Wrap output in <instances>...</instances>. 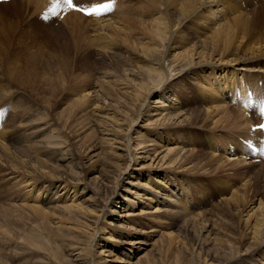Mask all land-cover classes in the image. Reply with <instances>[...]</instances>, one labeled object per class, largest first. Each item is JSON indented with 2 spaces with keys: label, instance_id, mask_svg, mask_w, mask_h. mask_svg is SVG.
I'll use <instances>...</instances> for the list:
<instances>
[{
  "label": "bare ground",
  "instance_id": "1",
  "mask_svg": "<svg viewBox=\"0 0 264 264\" xmlns=\"http://www.w3.org/2000/svg\"><path fill=\"white\" fill-rule=\"evenodd\" d=\"M83 1L90 2V0ZM59 2L60 0H10L0 3V73H4V76H0V107L12 102V98L16 96L18 97L17 100L21 102L22 95L19 96L18 89L23 88L24 85L26 87L25 79H31V83L37 87V92H44V89H47L51 96L55 95V98H59L57 97L59 93L67 95L69 99L71 98V118L75 117L76 114H82L86 116L88 122H94L93 118L88 119L90 115L101 108L102 104L106 113L100 114L101 120L94 123V125L98 124L102 127L97 131L101 135L99 138L111 140L107 138L110 135L108 132H110L115 140L122 141L127 156L125 158L129 159V162L132 159L133 164H135L139 158L145 159L153 153L155 155L165 152L161 162L168 161V163L176 164L178 167L187 166L188 169H194L198 172L197 177L189 180L208 177L214 179L218 185L217 187L211 186L212 190H219L221 193L230 191L228 196L225 195L214 206L217 208L221 203L224 205L222 214L224 216L222 219L219 218L220 221H223L222 224H227L223 219L228 214L230 218L235 215L236 220L233 226L235 223L239 225L243 222V228L236 226V230L239 231L236 236L238 241H236V237L228 239L223 227L219 226L221 232L216 230V228L220 229L218 226L215 227L216 224L210 225L208 219L205 218V213L209 209L197 213L198 219H187L184 222L185 228L186 226H195V232L200 235V237L198 236L202 246L200 250L204 249V245L207 244L206 241H209L210 235L214 234V246H218L215 243L219 242L220 244L222 242L228 252H233L224 257V260H220L222 257H218L216 252L200 251L202 252V264H259V262L264 264V200L260 199L258 207L255 208L254 199L250 197L249 183L239 182L235 185L232 178L237 176L243 168L250 167L252 163L249 167L242 165L245 159H251L260 154L258 151L259 135L254 132L255 129L253 128L256 121L253 115L245 113L239 104L241 99L251 98L252 90L257 95L258 92L264 90L263 78L258 77L256 79L247 76V72L255 69L252 66L255 63L257 72L264 71V6H262L264 4H261L262 1L127 0L128 13L124 11L122 14H116L104 10L100 17L89 18L81 16L73 8V12H65L63 15L61 13L59 16H62L61 23L51 34V37L64 36L62 38L64 40L63 48H59L60 51L56 54L55 61L46 60L48 65L54 63L52 73L35 72V68L39 65L36 59L42 52H37L38 54H35L33 61L29 60L31 57L29 58L27 54H23L24 56L18 59H21L22 62L21 68L23 70L21 73L23 76L20 75V70L13 73V65L19 63L18 60L12 61V55L17 50L22 54L18 46L20 34L17 31V26L24 23L30 12H39L44 15L53 12L59 15ZM242 4H245L244 8ZM214 8L219 9V15L224 21L215 27L212 26L213 20L210 17L216 11L213 10ZM138 10L140 13L137 14ZM83 21L90 26L86 28L87 24ZM188 35L193 37L187 38ZM15 40L17 41L15 42ZM188 41L193 42L186 46ZM173 46L183 49L173 54ZM89 49H94L96 58L100 59L101 63L106 66L103 72L104 76L101 77L108 79H98L96 84H92L89 83L92 75L86 76L84 74L83 78L76 75L68 81V76L63 71L70 70L74 65L71 64L73 59L66 57H70L72 53V56L78 58L81 64L82 53ZM35 64H37L36 67ZM29 69L34 76L27 75ZM16 72L21 77L15 76ZM179 81L182 84H179ZM259 81H262L261 87L257 85ZM17 84L18 88L13 87ZM207 90L219 92L218 99L221 102L218 101V104L220 105L214 103L209 105L208 103H211L213 98H201V95ZM188 94L195 95V99ZM36 95L37 93H34V96ZM151 96H154L155 104L160 105L151 110L154 116H150L149 108L146 109L147 107H145L146 101ZM199 99L202 102L197 101ZM218 99L216 98V100ZM228 99L234 102L237 107H234L232 102L229 103ZM106 101L108 103L105 105ZM194 102L197 106L191 108L190 106ZM44 103L50 105L48 99ZM95 103L96 106L92 108ZM111 103L116 107L112 106ZM18 105L19 108L16 107L17 112L16 108L12 106L13 119L8 120L6 118L9 122H5L9 125L6 128L2 126L0 129V164L6 166V169L3 170L11 176L13 187L22 190L20 206L18 207L29 210L38 219V224L47 221L48 218L57 219L55 223L58 236L60 235L63 240L68 241L66 244L75 245L72 250H78L70 256L83 262V264H98L97 257L99 255L95 252L92 253L91 247L95 248L99 244L98 240L101 239L102 227L97 225H99L100 213L105 214L106 204H102V206L100 203L93 205L94 209L91 212L82 205L85 200H75L78 198L74 197L77 193L73 189L80 183L79 174L73 170L72 166L66 167L74 161V153L68 151V147L67 149L64 148L67 145L66 142L69 141H66L68 138L65 139L63 133H59V129L52 125L47 115L37 116L34 119V125L29 126V131L26 133L29 135H27L28 138L32 139L29 145L24 142L23 148V145H20L23 142L22 139L18 141L21 147L8 145L10 139L7 140L8 136L19 127L17 124L19 120H17L18 110H23V107L19 103ZM141 116H146L144 119L146 123L143 126L157 122L162 125V134L167 136V139L169 136L188 134V148L180 150L165 148L163 150L165 144H163L164 136L161 133L152 136L147 128H142L143 126L135 128ZM27 117L29 116L27 115ZM205 121L212 122V125L222 121L231 123L240 130V135L237 134L239 140L237 137L233 139V134L231 138L222 140V137L220 135L216 137L214 132L203 131L205 133L203 134L194 131L198 128V124L205 126L209 124ZM220 133H225V131ZM226 133L230 134L227 131ZM12 142L14 143V141ZM246 142L252 143L256 150H249L244 145ZM204 149L205 151H203ZM218 151L222 152L223 155ZM55 155H60L58 158L65 165L49 162L48 158ZM230 155L237 156L238 161L230 159L228 157ZM127 166L124 165L122 169H117L113 183L117 184ZM167 169L168 171L163 172L164 178H161L159 182L153 180L152 177L158 171L154 172L155 174L146 175V182L142 184L145 194L139 195L137 189L133 191L136 200L143 201L144 199L143 203L149 207L151 203L158 202L160 204L151 207L152 210L141 209L139 214L128 212L126 217L140 215L143 219L148 216L147 218L158 224L157 226H166L167 228L163 219L174 218L172 215H167L171 211L170 213L166 212L163 205L168 202H170L168 204L178 203V209L185 210L184 205L191 202L189 195L185 193L182 201L168 197L173 193L171 190L172 186H175L173 181L183 180V175L181 176L180 173L179 176L172 177L168 173L171 168L168 167ZM228 169H231L232 173L227 171ZM243 171L245 173V170ZM137 174L141 175L139 172ZM255 182L257 183L258 180ZM151 183L152 186H148ZM147 186L148 188H146ZM116 188L115 186L114 191ZM58 189L60 190L58 191ZM184 189L186 188L178 189V194L176 192L174 197H179L177 195H180ZM65 194L66 196H63ZM69 194L72 195L69 196ZM111 199L109 202L112 201ZM163 201H165L164 204H162ZM135 202L125 201L124 204L132 207ZM113 203L116 204L115 201ZM56 212H59V215L55 216ZM21 219L23 217L16 215L15 220L20 221ZM127 220L131 221L132 218ZM207 222L211 228L207 227ZM2 227H4V234L11 235L16 231V229L10 228L7 221ZM202 231L207 233L206 236H201ZM212 231L214 232L212 233ZM4 239L6 238L2 237L0 233V241H4ZM22 239L31 246L40 247L38 243L41 242L38 240L35 231L25 234ZM161 239V245L165 251L172 249L174 241L179 242V239L172 233L166 234L164 238L161 235ZM242 243L245 245L244 251H240L238 247ZM114 248L115 246L107 243L100 250V255L106 254L105 256L110 257ZM193 254L195 253L190 255L193 257ZM53 258L56 261L61 260V258L66 261V258L69 257L65 255L62 257V254L51 252V255L44 257L39 264H52ZM114 259L117 260V258ZM150 261L151 259L147 260V263Z\"/></svg>",
  "mask_w": 264,
  "mask_h": 264
},
{
  "label": "rangeland",
  "instance_id": "2",
  "mask_svg": "<svg viewBox=\"0 0 264 264\" xmlns=\"http://www.w3.org/2000/svg\"><path fill=\"white\" fill-rule=\"evenodd\" d=\"M261 1H262L261 4H264V0H261ZM99 2H105L106 8L104 10H107L109 12L112 11V13H116V14H122L124 11H127V13L129 12L128 7H127L128 6L127 0H124V2H122V0H90L89 3H99ZM61 4H62V0H60L58 4V9L60 10H58L59 15L55 14L56 18L52 17V15L54 14L53 12L48 13L46 15L41 13L44 16V18L42 19H44L47 23H44V20L42 22L41 19H38V16L40 14L39 12H30L28 17L24 21V23L22 25L20 24L17 26V31L20 34V41H19L18 46L20 47L19 49L21 50L22 54L17 50V52H15L12 55V61L13 60L16 61L19 58L23 57L24 56L23 54H27L29 58L30 57L32 58V59L30 58L29 60L33 61V59H35V56H36L35 54L42 52V54L39 55V57H37L36 59L37 63L41 66L38 65V67H36L37 64H35V67H36L35 72L44 71L46 74L52 73L54 69V65H53L54 63L51 65H48L46 63V60L50 59L53 62L55 61L54 60L55 56L58 53V51H60L59 48H63L64 40H62V38L64 36L59 35V36L51 37V34L53 33L54 29L61 23L60 17H59L61 13H65L69 11V10L67 11L63 10V7H61ZM213 10H216V11L213 14H211L210 17H211V20H213L212 26L215 27L217 26V24L219 25L221 24V22L223 23L224 21H223V18H221V16L219 15L220 14L218 11L219 9L214 8ZM138 11L139 12H137V14L140 13V10ZM80 15L84 16L82 14ZM86 18H89V17H86ZM32 21H34L35 23ZM85 24L87 23L85 22ZM89 26L90 25L87 24L86 28H88ZM190 37L192 38L193 36L188 35L187 38H190ZM15 38L17 37L15 36ZM193 40L195 39L193 38ZM16 41L17 40H15V42ZM188 42H186L185 44L186 46L191 45L193 41H188ZM181 49L183 48H179V47L176 48L175 46H173L172 53L174 54V52H180ZM94 53H95L94 49H91V50L89 49L83 52L82 53L83 59L81 61L82 62L81 64L78 58H76L75 56H72V53L70 57H66L67 59L72 58L74 60V61L71 60V64L74 66L71 67L70 70L66 69L63 71V73L67 74L68 81H70V79L72 77H75L76 75L79 76L80 78H83L84 74H86V76H88L89 74L92 75V78L90 79L91 82H89L92 84L94 83L96 84L98 79L99 80L108 79V78L103 79L101 77L102 75L104 76L103 72L106 66L103 63H101L100 59L96 58ZM172 53H169V54L172 55ZM18 63L19 64H15L16 66L13 65V69H12L13 73L16 70L17 71L20 70V73H21V71L23 70L21 68L22 66L21 59L18 60ZM68 63H70L69 60H68ZM255 64L252 65L255 69H253L250 72H247V76L250 78L257 79L259 77V78L264 79V71L257 72V68L255 67L256 66ZM75 68L77 69L75 70ZM0 74H1L0 76H4L3 72H1ZM22 74L23 73H21L20 75ZM20 75L17 74V72L15 73V76H17L18 78L21 77ZM27 75L34 76L33 72L30 69L28 70ZM252 75L257 76V77H254ZM25 80L26 81L24 82L27 83L26 87L24 85L23 86L24 89L21 87L18 89L19 96L20 94L22 95L21 102L17 100L18 97L16 96L15 98L14 97L12 98V102H8L7 105H2L0 107V129L2 128V126L3 127L5 126L4 128H6L9 125L8 123L6 124V122H9L7 121V119L8 120H10V118L13 119L12 115L14 111H12L13 109L12 106H14L15 108L18 106L19 108V105H18L19 103L21 107H23V110L21 111L18 110L19 115H18L17 120L18 119L19 120L17 124L19 127L17 126L18 127L16 128L17 130L11 133L7 138V140L10 138L8 140L9 146L21 147L19 146V142H18L19 139L23 140V142L20 144V145H23L22 146L23 148L25 146L24 145L25 143H27L26 145H29L32 139L30 137L28 138L29 135L27 134L28 135L27 136L26 133L29 131L28 129L34 125L33 124L35 122L34 119L40 115L42 116L47 115L52 125L56 126L59 129V133L60 134L63 133L62 135L65 139L68 138L66 139V141L67 140L69 141L66 142L67 145H65L64 148L67 149L68 147L67 150L74 153V158H73L74 161L71 163V165L68 164L66 167L72 166L73 170L77 171V173L79 174V179H80V183L76 186L75 189H73L77 193L76 196L74 197L78 198L75 200H79V201L85 200V202H83L82 205L88 208V210L91 212H93L92 210L94 209L93 205H97V203H100L101 206L102 204H106L105 214L102 215V213H100V219L98 220L99 225H97L98 227H102V232L100 236L101 239L98 240L99 244L95 248L91 247L92 253L95 252L99 255V257H97L98 264H109V263L111 264H190V262H193V264H202V260H201L202 252L200 251L207 250V251H210L211 253L216 252V255H218V257H222V259L220 260H224L225 259L224 257H227L228 255L233 253V252H228L226 247H224V245L222 244V242H220V244L219 242H217L215 244H217L218 246H214V241H213L214 234L210 235L209 237L210 239L209 241H206L207 244L204 245V249L200 250L202 248V246L199 243L200 240L198 238V236L200 237V235L195 232V229H194L195 226L194 227L186 226L185 228V223H184L185 220L187 219H193V218L198 219L199 216L197 213L203 212L209 209L208 212L205 213V218L208 219V221L210 222V225L216 224L215 227L217 226L218 228H220L219 226L223 227L225 230L226 237L228 239L230 238L234 239L239 233V231L236 230V226L242 227L243 222H241L239 225L235 223V225L233 226V223L236 220L235 215L230 218L228 214V215H225L223 219L224 222L226 221L227 224L225 223L222 224L223 221H220L219 218L222 219V217L224 216L222 215L224 205L221 203L218 205L217 208L216 206H214V204L215 203L218 204L221 198H224L225 195L228 196L230 194V191L221 193L219 190H212L211 186L217 187L218 185L216 184L214 179H211L208 177L203 178V179L196 178L194 180H189L190 178L197 177L198 172H196V170L194 169L193 170L188 169L187 166L178 167V165L176 164L172 165L168 163V161L161 162L160 160H162L161 159L162 155L165 152L155 154V155L153 153L152 155L146 157L145 159L139 158L137 159L135 164H133L132 159L129 162V159L127 160L125 158L127 156L125 154L124 147L122 146L123 145L122 141H119V139L115 140L114 136L110 132H108L110 135H108L107 138L111 140L107 141V140H104L102 137L99 138L101 135L97 131L102 129V127L98 126V124L94 125V123L95 122L98 123V121L101 120L100 114L106 113V110H103L104 107H102V104H101V108L98 110L100 112L97 111L93 113V115H90L88 119L90 120L93 118L94 122L92 121L88 122L86 120V116L82 114H76L75 117L71 118L70 117V99L71 98L69 99L67 95H63L61 93H59V95L57 96L59 98H55V95L51 96L50 91L47 89H44V92H37L36 90L37 87H35L31 83V79H25ZM80 82H86V81H80ZM179 84H182V83L179 81ZM13 87L18 88V84L17 86L14 85ZM89 87L91 86L89 85ZM34 93H37V95L34 96ZM188 95L194 99L196 97L195 95H191V94H188ZM218 95H219L218 91L207 90L204 94L201 95V98H207V99L213 98V101H211V103H208V104L211 105L214 103L215 105L216 104L220 105L218 104L219 102H221L220 99H218ZM216 98L218 100H216ZM47 99L50 101V105L44 103V101H46ZM153 99H154V96L149 97V99L146 101L147 103L145 106L147 107L146 109L149 108L150 116H154L152 115L153 111L151 113V110L153 108H157L160 106L158 104H155L156 101H154ZM214 100H216L217 102ZM197 101L202 102V100L200 99ZM227 101L229 103L232 102L230 99H228ZM96 103L92 106V108L96 106ZM107 103L108 102L106 101L105 105ZM111 105L114 106V104L112 103ZM232 105L234 107L236 106L234 105V102H232ZM192 106L193 107L197 106L196 102H194L190 107L193 108ZM114 107H116V105ZM16 112H17V108H16ZM27 115L29 117H27ZM117 117L119 118L120 116L118 115ZM145 118L146 116L139 117L138 123L136 124L137 126H135V128H137L138 126H143V124L146 123V121H144ZM23 119L25 122L23 121ZM27 119L28 120L30 119V120L28 121ZM209 121H205L206 123H209L206 126L198 124V128L195 129L194 131L199 132V133H203V131H208L207 133L214 132L216 137L220 135L222 137L221 138L222 140L231 138L232 134H233L232 137H234L233 139H235L236 137L238 138V135H240V130L234 127L231 123L222 121V122H218L219 124L213 123L212 125L211 124L212 122H209ZM222 123H224L225 125H223ZM24 128L27 130H25ZM142 128L143 129L147 128V130L150 131V134L152 136H155L160 133L162 134L163 126L157 122L156 124L144 125ZM221 131H225V133H220ZM226 131L230 134H227ZM162 135L164 136L163 144H165V147L163 148V150L165 148H171L175 150L188 148L187 147V140L189 138L188 134L187 135L178 134L174 136H169L168 139H167V136H165L164 134ZM234 135H237V136H234ZM101 139H103L102 140L103 142L101 141ZM12 141H14V143ZM75 150L77 151V153ZM203 151H205V149ZM219 153L222 154V152H219ZM59 156L60 155L49 157L48 160H50L49 162H52L54 164L57 163L60 165L62 164L65 165L64 162L62 163V161L59 160L58 158ZM228 157H230V159H232L233 161L237 160L236 159L237 156L235 157V156L230 155ZM123 158L126 160H124ZM253 159L254 158L245 159V162H242V165H246V167H249L250 163H252L250 167L243 168L242 171L239 174H237V176H234L232 178H233V183L235 185H237V183L239 184V182L249 183L250 185L249 189H251L250 197L254 199V202H255L254 205H256L254 207L257 208L259 200L260 199L264 200V161L261 160L260 158H257L256 160H253ZM124 165H128L127 169L123 171L124 173L119 177L117 184L113 183L114 182L113 177L116 175L118 171L117 169L118 168L122 169ZM168 167L172 169V170L170 169L171 171L169 170L168 172L169 174L172 175V177L179 176L180 173H181V176L183 175V180L181 179V180L173 181V185H175V186H172L171 188L173 193H171V195H168V197L169 199L172 198L175 200L177 199L179 201H182L185 193L189 195L190 201H191L189 204L187 203L186 205H184L185 206L184 207L180 203V205L183 206L185 210H180V208L178 209L179 207L178 203L168 204L170 203L168 202L167 204L163 205V209L165 208L166 212L170 213L171 211V213L167 215H172L173 216L172 218H174V219H170V218L163 219L166 223L165 225H167V228L166 226H161V227L157 226L158 224L154 223L151 219H148L147 218L148 216L143 219L142 217H140V215L126 217L125 215L128 212H131L132 214L133 213L139 214L141 209L142 210H152L151 207H153L156 204H160L158 202L151 203L149 207L146 203L145 204L143 203L144 199L143 201H137L136 195L133 193V191H136L137 189V191L139 192V195L145 194L142 184H145L146 182V175L149 173L151 175L154 172L158 171L156 174L154 173L155 175L152 177H153V180H156L157 182H159L161 178H164L163 172L168 171L167 169ZM3 169H6V166L0 164V233L2 237H5L7 240L4 239V241L3 240L0 241V264H39V262L42 261L44 257H47V256L49 257V255H51V252L52 253L55 252L56 254L58 253L62 254V257L64 255L69 257V258H66V261L68 260L69 262H66L65 259L62 260V258L61 260H57V261L54 260L53 258L51 260L52 264H83V262L75 260L74 257L70 256V254L72 255L76 251H78V250H72V248H74L75 245L66 244L68 241H66L65 239L64 241L62 236L60 235L58 236V233L56 230V223H55L57 219L51 220L48 218L47 221H44L38 224V219L35 218V216L29 210H25V209L23 210L18 207L20 206L19 204L21 201L20 197H22L21 196L22 190L20 188L13 187L11 176L8 175L7 171H4ZM243 170H245V173ZM227 171H230V173H232L231 169H228ZM137 172L141 173V175H138ZM257 180L258 182L256 183L255 181ZM181 181L183 182L181 183ZM115 186L117 188L114 191ZM136 186L137 187L139 186V187L137 188ZM148 186H152V183ZM148 186L146 188H148ZM201 187L203 188V190ZM181 188L182 189L186 188V189H184L183 191L180 190L181 191L180 195H177L179 197L175 198L174 194L177 192L178 189H181ZM59 190L60 189H58V191ZM113 194L114 196H112ZM71 195L69 194V196ZM63 196H66V194ZM125 198H128V200H125ZM110 199L112 200L111 202H109ZM114 201L116 202V204L113 203ZM125 201H128V202L136 201V202H135V205H132V207H130V206H125L124 204ZM164 203L165 201H163L162 204ZM233 213H236V212H233ZM92 214L94 215V213ZM16 215L23 217V219H21L20 221L15 220ZM54 215L55 216L59 215V212H56ZM129 218H132V220L131 221L127 220ZM17 219H20V218H17ZM5 221L9 223V226L11 229H16V231L13 234L11 235L4 234L3 232L4 227L2 226L5 224ZM214 221L216 223H213ZM168 226H171V227H168ZM207 227L211 228L209 227L208 222H207ZM216 230H219L222 232L221 228L220 229L216 228ZM31 231L32 232L35 231L37 233L38 240L41 242V243H38L40 247L31 246V244L24 242V240L22 239V237H24L25 234H28ZM213 232L214 231H212V233ZM168 233H172L173 235H175L177 239H179V242L174 241L172 249L170 251H165L161 245L162 244L161 235L164 238L165 235ZM38 234L40 235L38 236ZM206 234L207 233H205V231L201 232V236L202 235L206 236ZM236 241H238V237H236ZM95 243H96V239H95ZM107 243H110L113 246H115L110 257L105 256L106 254L100 255V250ZM238 247L240 251H244L245 249V245H243V243L238 245ZM193 252L195 253L193 254L194 258L192 257V255H190ZM203 256H204V252H203ZM114 258H117L118 261ZM258 258L259 257L257 256V259ZM150 259H151L150 263H147V260H150ZM260 263L261 262H259V264Z\"/></svg>",
  "mask_w": 264,
  "mask_h": 264
},
{
  "label": "snow or ice",
  "instance_id": "3",
  "mask_svg": "<svg viewBox=\"0 0 264 264\" xmlns=\"http://www.w3.org/2000/svg\"><path fill=\"white\" fill-rule=\"evenodd\" d=\"M65 2L70 9L73 8V0H65ZM259 127L264 129V124H261Z\"/></svg>",
  "mask_w": 264,
  "mask_h": 264
}]
</instances>
